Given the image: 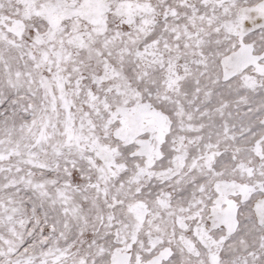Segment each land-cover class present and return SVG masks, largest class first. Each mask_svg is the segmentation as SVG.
<instances>
[{
    "label": "snow or ice",
    "instance_id": "6c2138e0",
    "mask_svg": "<svg viewBox=\"0 0 264 264\" xmlns=\"http://www.w3.org/2000/svg\"><path fill=\"white\" fill-rule=\"evenodd\" d=\"M0 264H264V0H0Z\"/></svg>",
    "mask_w": 264,
    "mask_h": 264
}]
</instances>
